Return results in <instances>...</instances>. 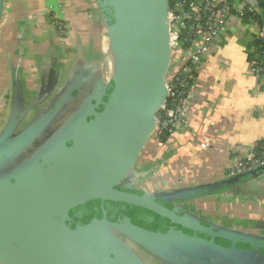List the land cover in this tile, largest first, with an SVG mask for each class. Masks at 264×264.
<instances>
[{
	"label": "water",
	"instance_id": "obj_1",
	"mask_svg": "<svg viewBox=\"0 0 264 264\" xmlns=\"http://www.w3.org/2000/svg\"><path fill=\"white\" fill-rule=\"evenodd\" d=\"M97 2L114 58L110 80L102 69H77L26 123L43 94L25 105L14 73L12 113L0 135V264H150L141 251L162 264H264L263 233L185 208L258 169L170 191L136 188L134 168L168 98L169 0ZM3 7L0 0V18Z\"/></svg>",
	"mask_w": 264,
	"mask_h": 264
},
{
	"label": "crops",
	"instance_id": "obj_2",
	"mask_svg": "<svg viewBox=\"0 0 264 264\" xmlns=\"http://www.w3.org/2000/svg\"><path fill=\"white\" fill-rule=\"evenodd\" d=\"M246 1L259 5L258 0ZM105 35V19L97 0H4L0 18V135L12 113L14 73L26 97L25 105L49 92L34 110L42 104L47 107L52 101L50 93H61L77 69L101 72ZM255 46V30L229 35L217 43L201 71L188 126L172 137L169 146L159 149L155 143L149 145L137 163L134 178L146 179L155 191L213 183L227 178L240 151L248 152L264 140V80L250 73ZM86 92L88 88L77 97L81 99ZM32 113L26 116V123ZM260 183L264 180L245 189L249 194L246 199L214 195L202 197L203 204L206 201L223 215L232 211L229 214L242 221L234 211L242 207L248 212L264 210ZM249 199L258 211L251 208ZM255 222L264 224V220L250 224Z\"/></svg>",
	"mask_w": 264,
	"mask_h": 264
},
{
	"label": "built area",
	"instance_id": "obj_3",
	"mask_svg": "<svg viewBox=\"0 0 264 264\" xmlns=\"http://www.w3.org/2000/svg\"><path fill=\"white\" fill-rule=\"evenodd\" d=\"M261 16L259 7L246 0H169L171 68L167 76L168 98L157 113L156 148L169 146L172 137L188 126V114L204 63L223 38L255 30L256 58L251 61L250 73L264 80ZM164 135H168L165 142L160 138ZM263 166L264 148L258 153L253 146L234 157L227 177Z\"/></svg>",
	"mask_w": 264,
	"mask_h": 264
},
{
	"label": "rangeland",
	"instance_id": "obj_4",
	"mask_svg": "<svg viewBox=\"0 0 264 264\" xmlns=\"http://www.w3.org/2000/svg\"><path fill=\"white\" fill-rule=\"evenodd\" d=\"M103 39H104V47H103L102 53L104 55L105 53L111 52V47H110V42L108 40V36L107 35L103 36ZM101 78H102L103 81L107 82L106 75H105V73L103 71L101 73ZM45 94L46 93H44L43 95H40V96L43 97ZM47 94H49V92ZM47 94H46V96H47ZM57 96H58L57 92L53 91V92L50 93L49 98L51 100H53ZM81 99H83V97ZM44 110H45V105L42 104L40 107H38L37 109H35L33 111V113L31 114V118L29 120H31L34 116H36L37 114L41 113ZM155 142L156 141H155V138L153 136V138L151 139V141L148 144V146L149 145L152 146ZM148 146L146 148H148ZM146 148H145L144 152H146ZM144 152L142 153V155H144ZM142 155L140 156L139 161L142 158ZM136 167H137V164H136L134 170L136 169ZM198 175L201 177L202 173H198ZM257 180L258 181H261V180L263 181L264 180V176L263 175L259 176ZM257 180L256 179L247 180L245 183L238 184L236 187H234L232 189L224 190L223 192L219 193L218 195H219L220 199L221 198L222 199H226V197H228L229 199H232V198L233 199H241V200H243L244 198L246 199V196H248L249 194L247 193V191L245 189H247V187H250L251 185H253ZM133 181L135 183L136 188L141 190V191L145 190V187L146 188H150L151 189L150 191H152V192L156 190L155 188L151 187L152 184L150 182L147 183L146 179L142 178L141 176L137 175L133 179ZM263 184L264 183H260L258 185H259L260 188H262V187L264 188ZM255 187L256 186L254 185L253 188H255ZM249 200L250 201H248V202L251 203V208H253L254 207L252 205L253 201L251 199H249ZM203 202L204 201L202 200V198H201V200L200 199H196L194 202L188 201V202L185 203V208L187 210H189L192 214H195V215L199 216L200 218H202L203 220L208 221V222H213L214 220H217L215 222V224H218L219 220H221V223H219V224L222 225V226L235 228L234 225H237L236 228L240 227L239 230H241L242 232H250V233H257V234H262L263 233L264 234V226L260 227L259 225H257L259 223H256V222H255V224H250V222L256 221V220H259V221L263 222V220H264V210H259V212L256 213L254 210H253L254 212H248L247 207L246 208L242 207L241 210L239 209L238 211H234V210L237 209V208H235L233 210L234 211L233 214L242 216L243 220L241 221V219L239 217H236V216L234 217L233 215H231L232 211H230L231 214H229L230 212H227L228 213L227 215H223L221 213L219 214V212H217L214 209H212L211 206L209 204H207L206 201H205V203H206L205 205L203 204ZM253 209L258 211L257 210L258 209L257 206H255ZM249 215L251 217H249ZM141 255L150 264H162V263H158L157 261L152 259V257H150L144 251H141Z\"/></svg>",
	"mask_w": 264,
	"mask_h": 264
},
{
	"label": "trees",
	"instance_id": "obj_5",
	"mask_svg": "<svg viewBox=\"0 0 264 264\" xmlns=\"http://www.w3.org/2000/svg\"><path fill=\"white\" fill-rule=\"evenodd\" d=\"M262 20H263V17H262ZM160 138L162 139L163 142H165L167 140V138H168V135H164L163 137H160ZM255 146H256V152L260 153L262 151V148H264V140L258 142ZM257 169H254V170H257L256 173H254V174H252V173L251 174H248L244 179L246 181L247 180H250V179H256L257 180L259 176L264 175V166L263 167H260V168H257ZM254 170H252V171H254ZM245 174L246 173H244L242 175H245ZM224 188H226V187H224ZM218 194L219 193H217V195ZM129 213H131V212H129ZM142 218H145V217H142ZM145 220H147V219L145 218ZM156 223H157V221H156Z\"/></svg>",
	"mask_w": 264,
	"mask_h": 264
},
{
	"label": "bare ground",
	"instance_id": "obj_6",
	"mask_svg": "<svg viewBox=\"0 0 264 264\" xmlns=\"http://www.w3.org/2000/svg\"><path fill=\"white\" fill-rule=\"evenodd\" d=\"M102 69L106 75V79L110 80L114 73V58L113 54L105 53L102 58Z\"/></svg>",
	"mask_w": 264,
	"mask_h": 264
},
{
	"label": "flooded vegetation",
	"instance_id": "obj_7",
	"mask_svg": "<svg viewBox=\"0 0 264 264\" xmlns=\"http://www.w3.org/2000/svg\"><path fill=\"white\" fill-rule=\"evenodd\" d=\"M258 4H259V1H258ZM61 117V119L64 117L63 115L62 116H60ZM56 128H58V127H56ZM56 128H54V129H56ZM52 135V134H51ZM45 145V143H43L42 144V146H40L38 149H41L43 146ZM257 225H259L260 227L262 226H264V224H257ZM187 233H190V231L189 230H185ZM260 264H262V263H260Z\"/></svg>",
	"mask_w": 264,
	"mask_h": 264
}]
</instances>
